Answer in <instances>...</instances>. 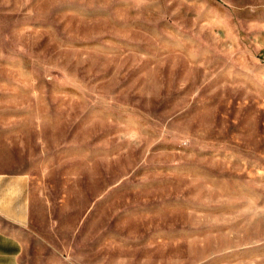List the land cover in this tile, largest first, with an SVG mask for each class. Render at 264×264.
<instances>
[{"label": "rangeland", "instance_id": "rangeland-1", "mask_svg": "<svg viewBox=\"0 0 264 264\" xmlns=\"http://www.w3.org/2000/svg\"><path fill=\"white\" fill-rule=\"evenodd\" d=\"M0 174L21 264H264V0H0Z\"/></svg>", "mask_w": 264, "mask_h": 264}, {"label": "crops", "instance_id": "crops-1", "mask_svg": "<svg viewBox=\"0 0 264 264\" xmlns=\"http://www.w3.org/2000/svg\"><path fill=\"white\" fill-rule=\"evenodd\" d=\"M28 217L26 176L0 174V264H21L22 235Z\"/></svg>", "mask_w": 264, "mask_h": 264}]
</instances>
